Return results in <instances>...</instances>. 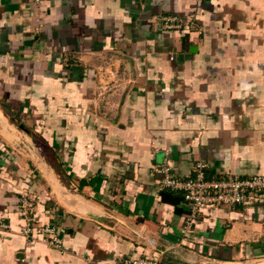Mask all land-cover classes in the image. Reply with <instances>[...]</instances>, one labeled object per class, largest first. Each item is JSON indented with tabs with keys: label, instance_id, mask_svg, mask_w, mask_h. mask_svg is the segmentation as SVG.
I'll list each match as a JSON object with an SVG mask.
<instances>
[{
	"label": "crops",
	"instance_id": "1",
	"mask_svg": "<svg viewBox=\"0 0 264 264\" xmlns=\"http://www.w3.org/2000/svg\"><path fill=\"white\" fill-rule=\"evenodd\" d=\"M166 160L264 174V0H0V264H264V194L185 227Z\"/></svg>",
	"mask_w": 264,
	"mask_h": 264
},
{
	"label": "built area",
	"instance_id": "2",
	"mask_svg": "<svg viewBox=\"0 0 264 264\" xmlns=\"http://www.w3.org/2000/svg\"><path fill=\"white\" fill-rule=\"evenodd\" d=\"M42 0H35L40 4ZM195 17L182 19L177 16L163 18V29L188 28L195 25ZM37 21L39 19L37 18ZM206 164L199 161L195 164L191 175L179 177L174 174L168 160L154 168L156 173L161 174V183L165 188L181 192L186 201L191 205V212L186 219V226L191 227L196 220L197 213L203 205H223L234 207L245 203L251 197L264 194V174L243 176L230 174L226 177H208ZM37 209V201L32 194L24 193L20 199V210L27 221L24 230L26 235L40 240L50 246L60 248L62 239L55 227L49 223L36 224L34 213ZM0 226L6 227L5 224ZM155 247V241H151L148 248ZM119 264H164L151 255L139 259H125Z\"/></svg>",
	"mask_w": 264,
	"mask_h": 264
}]
</instances>
